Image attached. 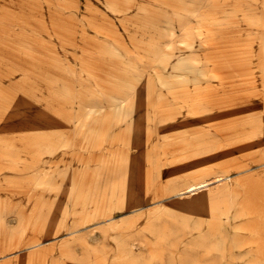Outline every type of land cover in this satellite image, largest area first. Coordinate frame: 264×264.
I'll use <instances>...</instances> for the list:
<instances>
[{"label":"rangeland","instance_id":"rangeland-1","mask_svg":"<svg viewBox=\"0 0 264 264\" xmlns=\"http://www.w3.org/2000/svg\"><path fill=\"white\" fill-rule=\"evenodd\" d=\"M0 264H264V0H0Z\"/></svg>","mask_w":264,"mask_h":264},{"label":"bare ground","instance_id":"bare-ground-1","mask_svg":"<svg viewBox=\"0 0 264 264\" xmlns=\"http://www.w3.org/2000/svg\"><path fill=\"white\" fill-rule=\"evenodd\" d=\"M216 177L217 178L215 180H211L210 178H208V179H204L202 181L193 182L190 185H188L187 191L196 192L197 190H199L203 187H208L209 185H211L213 182H215L217 180L224 179V176H221V175H217Z\"/></svg>","mask_w":264,"mask_h":264}]
</instances>
